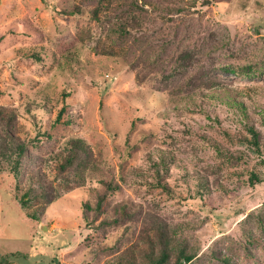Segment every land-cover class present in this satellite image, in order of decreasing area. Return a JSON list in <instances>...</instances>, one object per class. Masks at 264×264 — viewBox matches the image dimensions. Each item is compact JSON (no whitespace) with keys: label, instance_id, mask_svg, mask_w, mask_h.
I'll use <instances>...</instances> for the list:
<instances>
[{"label":"rangeland","instance_id":"1","mask_svg":"<svg viewBox=\"0 0 264 264\" xmlns=\"http://www.w3.org/2000/svg\"><path fill=\"white\" fill-rule=\"evenodd\" d=\"M181 3L183 10L170 12L168 19L148 5L144 29L121 41L112 24L102 27L88 14L59 12L74 0H0V106L17 112L32 160L15 174L0 157V255H9V264H111L156 214L186 228L198 250L193 264H227L212 249L230 259L228 264H264V224L256 218L264 215V181L254 186L247 181V169L256 165L264 176V164L258 165L253 152L250 161L221 163L204 136L227 148H246L223 134L226 128L246 132L245 118L221 103L194 112L183 99L186 87L218 82L228 86L215 90L222 98L235 96L237 89L250 92L252 103L244 98L245 103L264 117V0ZM149 34L160 40L163 61L145 52L142 42ZM96 40L117 53H100ZM247 64L259 74L224 69ZM44 131L51 137L34 145ZM76 137L92 148L97 167L82 185L78 179L59 185L48 164L56 166ZM168 151L175 154L167 176L172 191L146 181L152 179L147 174L152 160ZM137 168L144 171L143 181ZM37 171L47 174V189L55 190L33 203L45 207L39 220L27 216L19 200ZM196 171H209L210 182L221 178L225 187L238 190L230 191L227 203L216 187L206 202L194 195ZM104 180L120 188L108 191ZM104 193L105 211L90 226L84 203L94 206ZM115 218L119 222L104 221Z\"/></svg>","mask_w":264,"mask_h":264},{"label":"trees","instance_id":"2","mask_svg":"<svg viewBox=\"0 0 264 264\" xmlns=\"http://www.w3.org/2000/svg\"><path fill=\"white\" fill-rule=\"evenodd\" d=\"M202 1L205 4H209L212 0ZM179 2H182V0H169L168 2L165 1V4L159 0H141V2L140 0H80L79 2L74 0L72 7L63 6L60 8L59 12L83 16L88 14L90 20L96 21L102 27L112 24L110 27L112 33L118 36L121 41H125L133 35L135 29H144L146 17L144 12L149 8L148 5L152 7L160 17L168 19L167 17L170 12L182 11L185 7L184 4H179ZM84 35L85 31L80 35V39L83 41L85 40ZM89 35L91 38V32H89ZM110 35L109 37H111ZM141 36H144V34H141ZM149 36V41L142 42L146 46L145 52L148 54L154 53L156 54V59L160 58V61H163L164 56L161 57V52L157 51L158 42L160 40L154 38L151 34H149ZM163 43L165 45V42ZM95 44L96 50L100 53H117L115 46L107 48V43H105L104 46L101 47L100 40H96ZM34 56L41 59L40 53L36 52ZM179 65L181 67V64ZM224 69L236 73L238 72L242 75L259 74V72L254 70L252 64H247L245 66L224 65ZM163 77L165 78V74H163ZM190 78L193 80L192 75ZM226 87L228 86L218 82L207 83L202 89H191L186 87L187 90L183 93V99L186 101L185 108L202 113L203 111H208V106L221 103L236 111L239 116L245 118L246 132L232 134L231 130L226 128L223 130V134L227 136L226 138L229 140L240 141L247 146L246 148L233 149L231 146L227 148L218 138H214L209 134L204 136L210 142L211 146L216 148L221 163L228 162L237 164L243 161H250V159L253 158V152L254 158L258 160V165L264 164V117L261 116V119L258 118L257 107L254 105L247 106L245 103L244 98L249 99L250 102L253 98L250 92L237 89L235 96L222 98L221 95L215 91L216 89ZM60 111L56 122L61 121L62 113L65 111V108H62ZM216 118L218 120L220 119L219 114ZM258 119L260 121H258ZM18 121V114L13 108L0 106V157H2V160L11 164L10 170L15 174H18L26 161L32 162L30 158L31 152L29 151L30 144L26 139H22L19 132L20 127ZM39 134L40 135L36 136V139L33 141L36 146L42 143V136L51 137L50 132L44 131ZM174 162L175 154L173 151L165 152L161 154L158 159H153L149 172H147L152 179L146 181L156 186L163 187L168 191H172L171 186L167 182V176L170 174L171 166ZM97 163L98 160L92 148L84 139L76 137L69 140L68 145L65 147V154H63L59 163L56 166L48 164V169L51 171L54 169L56 170L54 181H57L59 185L72 184L77 181V179L81 182L80 185H82L84 175L96 168ZM216 170L218 171L219 169ZM136 171L143 181L145 175L144 171L141 168H137ZM209 171H196L198 180L195 187L196 194L194 195H199L203 200L209 202V197H207L206 194H208V196L212 195L215 188L219 187L223 192L222 194L226 196H224L225 201L229 203L231 201L229 197L230 191L238 190V188L230 189L232 187H225L221 178H216L210 182L211 173ZM247 171V181L252 186L258 182L264 181V176L258 169V166L254 165L252 168H248ZM36 173L33 179L34 184L20 195L19 200L23 209L26 210L27 216L39 220L41 217L40 212L43 211L45 207H36L33 203L39 199L44 200L48 199L50 195H55V190L53 186L52 190L47 189L49 184L47 181V174L41 173V171H37ZM104 183H107V189L111 192L120 188L119 183L105 180ZM107 197L106 193L101 194L94 206H92L89 201L84 203V215L88 225L94 226L96 219L100 218V215L104 213L105 208L103 204ZM252 215L253 212L249 213L243 220L248 219V217ZM256 218L261 225L264 224L263 214L259 213ZM119 220L120 218H115L113 220L106 219L104 221L107 224H111L112 222H119ZM101 221H103V219ZM185 230L186 228L183 229L180 222L172 225L166 218H162L156 214L151 224H147L142 230L141 235H139L140 238L124 248L111 260V264H193V260L198 257V250L197 247L192 244L190 238L185 234ZM246 234L249 236V232ZM211 252L217 259L224 263L228 264L230 262V259L225 257L222 252L214 249H212ZM10 262L12 261L9 255H0V264H9Z\"/></svg>","mask_w":264,"mask_h":264}]
</instances>
